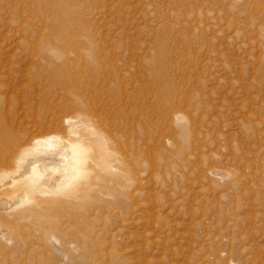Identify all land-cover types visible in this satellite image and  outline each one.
<instances>
[{"label": "rangeland", "instance_id": "1", "mask_svg": "<svg viewBox=\"0 0 264 264\" xmlns=\"http://www.w3.org/2000/svg\"><path fill=\"white\" fill-rule=\"evenodd\" d=\"M60 1L0 0L3 126L11 125L16 132L23 129L29 132L40 126L39 135L54 132L61 139L63 136L69 139L65 123L59 127L52 125L44 132L43 125L49 121L46 118L73 116L82 123L75 127L79 131L84 125L92 130L98 124L102 129L115 131L114 123L120 118L114 115H118L119 108L120 116H125V121L124 118L121 121L126 125L122 127L128 164L132 167L139 160L130 168L132 171L139 167L130 171L132 176L129 173L127 177L114 164L111 172L120 173V178L99 177V166L93 165L86 172L88 177L78 179L81 182L91 177V185L78 192L79 198L70 203L69 209L86 212L91 223H83L81 231L93 233L88 239L77 237L82 240L77 251L76 245L74 251L67 243L62 252L66 250L76 259L79 256L80 264H264V143L256 145L244 138V132L248 131L242 130V114L249 113V101L256 93H245L252 79L251 69L245 74L244 84L238 80L237 61L245 60L248 50H240L241 42L234 27L225 31L222 13L225 0ZM60 4L67 8L66 14ZM55 19L66 22L64 33L55 27ZM189 37L196 40L187 42ZM226 48L230 49L227 57L236 68L230 71L225 68ZM94 49L93 59L101 53L106 55L102 58V70L90 63L89 55ZM59 50L65 51L62 57L55 54ZM158 53L162 54L163 62L152 68L149 58ZM59 61L65 63L57 73ZM37 73L39 77L30 80ZM9 96L13 99L11 104L6 102ZM161 105L166 110L164 114L161 111L164 116L160 115ZM194 106L198 111L193 110ZM185 109L190 114L195 112L194 126L199 131L193 129L192 138L194 134L197 137L193 140L194 149L185 150L187 153L182 157L175 156V136L171 132L179 130L177 125ZM131 119L133 122L128 126ZM131 139L137 140L139 146L136 142L132 144ZM132 146L139 147L138 154ZM140 153L149 161L146 158L143 164V159L140 161L136 156ZM150 163L156 168L153 172ZM216 165L228 168L230 175L220 179L203 172ZM147 166L151 173H147ZM164 167L169 170L160 172ZM166 173L174 179L165 178ZM123 195L127 199L126 215L118 203ZM26 206L23 204L19 210ZM118 218L125 224L124 229L111 243L99 240V249L90 255L84 248L86 243L98 241L96 236L104 226L113 224V232L109 233L120 229ZM15 226L19 234L17 246L3 245L0 239V264H61V254L42 241L37 226L24 229ZM4 235L11 236L10 231H4Z\"/></svg>", "mask_w": 264, "mask_h": 264}, {"label": "bare ground", "instance_id": "2", "mask_svg": "<svg viewBox=\"0 0 264 264\" xmlns=\"http://www.w3.org/2000/svg\"><path fill=\"white\" fill-rule=\"evenodd\" d=\"M225 1H228L229 3L226 5ZM225 1L223 4V11H222V13L224 15V19H225V22H224L225 31L227 32V30L234 27V29L236 30L234 32V34L236 33V35L238 36V38L240 39V42H241L240 50H242V49L248 50V54L246 53L247 55L245 57V60L239 59L237 61V66H238V73L237 74L239 75L238 80L240 81L241 84L243 82H245L244 81L246 78L245 74H246L248 69H251L252 79L249 80V85L246 84V85H248V88L246 87V85L244 86V87H246L245 93L246 94H248L249 92H251V93L253 92V94L256 93V96H252L251 99L249 98L250 99L249 104H248L250 106L249 107L250 108L249 113L246 112V113H248L246 115L242 114L243 119H241V121L243 120L242 126L244 127L242 130L244 131V129H245L248 131V132H244L245 137L244 136H242V137L247 139V140H245L246 142L248 141V143H249V141H250L251 143L254 142L256 145H258V143H261V144L264 143V138H263L264 137V0H225ZM60 6L63 7L64 13L65 12L67 13L68 10L65 7V5L60 4ZM65 19H66V17L64 18V21H65ZM69 19H71V18H69ZM69 19H67V20H69ZM60 20H56V19L54 20V22L56 23L55 27L61 33H64L66 30V26H65L66 22H64V21L62 22ZM69 22H70V20H69ZM72 29H74V28L72 27ZM254 37H256L257 39H254ZM232 38L233 37H230L228 39H232ZM190 40L194 41L196 39L189 37V40L187 42H191ZM90 41L92 43L94 42L93 39H90ZM187 42H186V44H187ZM197 43L200 44V41ZM191 44L192 43H190V45ZM194 44H195V42L193 43V45ZM235 46H237V45H235ZM189 47H191L189 49H192V46H189ZM189 49H186V50H189ZM226 49H227V51H226L227 53H226V59H225V68L228 69V71H230L232 68H234V69H236V68L233 67L234 64H232V61L229 60L230 58L227 57L228 54L229 55L231 54L230 49H228V48H226ZM163 50H165V47ZM186 50L183 53H185ZM56 52L57 53H55V54H58V55L59 54L60 55L65 54V51H62V50H59ZM95 53H96L95 49L91 50V55H89L90 63L93 62L92 66L94 68H98L100 66V68L102 70L103 69L102 58L106 57V55L104 53H101L102 55L95 60V58L93 59V57H92ZM163 53L166 54V52H164V51H163ZM186 54H188V52ZM58 55H56V57L61 59L62 55H61V57L60 56L58 57ZM64 58L65 57H63V59ZM50 59L52 60V58H50ZM61 61H59L58 62L59 64H57L59 66L58 69L56 68L57 71H55L57 73H58V70L62 69V67H63L62 64L65 63V62L60 63ZM162 62H163V57H162L161 53L155 54L151 58H149V64H150V67H152V68L153 67L155 68L158 65L160 66V64H162ZM37 66H39V65H37ZM38 77H39L38 73H37V75L32 74L31 75L32 79H30V80H35ZM160 78L161 77H159V79ZM228 79H230V78H228ZM159 82H163V81L159 80ZM227 82H228V80H227ZM13 83H15V82H13ZM241 87H243V86H241ZM174 95H175V93H174ZM115 96H113V98H116ZM119 97H121V96H119ZM245 97H247V96H245ZM7 98H8V100H6V102L8 101L9 104L13 103L12 102L13 99H11L10 96ZM159 99H158V102H159ZM2 101H3V99H2ZM120 101L121 100L119 99V102ZM113 102H117V101H115V99H114ZM245 102H247V101H245ZM256 102H260V103L258 105H255ZM193 103L195 105V102H193ZM136 104H139V103H136ZM163 105H165V103ZM163 105H161L159 107V110H160V113L162 111V113L164 114L166 110L164 107H162ZM61 106H62V104H61ZM166 106L168 107V105H166ZM198 106H199V103H198ZM198 106H197V108H198ZM135 108H137V107H135ZM170 108H173V107H170ZM194 108H196V107L195 106L193 107V110H195V112L198 111ZM166 109H168V108H166ZM199 109H200V107H199ZM55 110L57 111V109H55ZM169 110H171V109H169ZM87 112H88V110H87ZM92 112H93V109H92L91 113ZM118 112H119L118 115H114V116H116V118H120L119 122H115V120H114V122H115L114 123V125H115L114 130L115 131H110L111 129L110 130L102 129L100 126L101 124H98V122H96V123L94 122L95 125L96 124H98V125L95 128L92 127L93 128L92 130H90L87 125L86 126L84 125L83 128L81 129V131H79L75 127L76 126L78 127L82 123H80L81 121L75 119L73 116H65L63 119L61 118L62 116L61 117L57 116L56 120L54 118L55 115H54V117H51L50 119L46 118L49 121H48L47 125L46 124L43 125L44 132L47 131V129H49V127L52 125L54 126L55 124H58L57 127H59V126H62L61 124L65 123L67 125V127H66L67 131H68L67 134L69 133L71 136L69 139H64V136H63V139H61L60 137H62V136L60 135V137H59L57 134L54 135V132H53V134L48 133L47 135H39L40 130H41L40 128H42L40 126H37L35 129H34V127H32L34 130H32V128H31V131H29V132L24 131V129H23V131L20 130V132H16V131H14L15 129L13 130V128H10L11 125L3 126V122L1 121L2 120L1 114H3V113L0 112V239L1 238L3 239V245L4 244H11L12 245L11 247L17 246L16 244L18 243L17 240L19 238V236H18L19 234L17 232V228L15 225H19V226L23 227V229H24V227H27V226H37L38 227L37 231L40 232V237L43 239L42 241H45V243H47L49 246H51L53 248V250H55L61 254V256H62L61 264H80L79 256H78L79 259L78 258L76 259V257L74 258V256L71 257L70 253L69 252L67 253L66 250L62 252V248H64V245L67 243L72 245V246H70L72 248L75 247L74 245H76L75 249L79 248L80 244H78V243H80L82 240L86 239L87 236H89L93 233L91 231L90 234H88V233L86 234V233H83L81 231V229H82L81 225H83V223H87V224L91 223V220L89 219L87 213L69 209L71 207L70 203L72 201H74L75 199L79 198L78 192L83 191L86 186L91 185V182H90L91 177L85 178L81 182H78V179L80 177L84 178L86 176L87 170L91 169L93 167V165H96V167L99 166V170H100V176L99 177H105L106 178V177L112 176L115 180H117V178H120V173L111 172V169L114 167V164L117 166L118 170H121L128 177V175H129L132 167L134 166V164H136L139 161L138 160V161H136V163L131 164V165H133L132 167H130L129 166L130 164H128L127 155L125 153V151H126L125 149L127 147V140L123 137V135L125 133L124 132L125 128L122 127V125L124 124L123 122L125 121V116H120L119 108H118ZM195 112H193V114H195ZM31 113H33V112H31ZM54 113H55V111H54ZM94 113L97 114V112H95V111H94ZM130 113H128V114H130ZM162 113L160 115H163ZM170 113H171V111H170ZM100 114L101 113H99V116H100ZM193 114H190L186 109L182 110L181 115L183 116V118H182L180 124L177 125L179 127V130L173 129V131H172L173 133L171 132L172 136L173 135L175 136V139H174V137H172V141L174 139L175 145H176V148L174 147L175 149H173V150L178 151L177 153L175 151V154H177L175 156H179L178 154H180L182 157H184V153H187V152H185V150L188 151L190 149H194L193 140H195L197 137L194 134L195 137L192 138V133L194 132V130L196 132L199 130L196 129L198 127L194 126V119H196V118L193 117ZM92 115H93V113H92ZM127 116H129V115H127ZM94 117H95V115H94ZM104 117L106 119H108L107 115L106 116L104 115ZM43 118H45V117H43ZM123 118H124V121H121ZM130 118H131V115H130ZM166 118H168V117H166ZM4 119H7V117ZM100 120L102 121V119H100ZM132 120L133 119L130 120L128 126H130V123ZM128 121H127V124H128ZM5 122H7V121H5ZM21 122H23V121H21ZM109 122L112 123V121H109ZM10 124H11V122H10ZM131 125H135V124L132 123ZM140 126H142V125H140ZM260 127L263 128L262 131H259V129H258ZM109 128H111V127H109ZM145 128L146 127H144V129ZM38 129H40V130H38ZM144 129H142V130H144ZM142 130H141V132H142ZM146 132H147V129H146ZM134 133H137V132L133 131V134ZM42 134H44V133H42ZM62 135H65V134L62 133ZM128 135H130V134H128ZM128 135H127V137L130 138ZM141 135L143 138L144 137L143 134H141ZM135 136L136 135L133 136L134 140H135ZM142 138L140 137L139 139H142ZM131 141H132V144H134L137 140L133 141L131 139ZM142 142H144V138H143ZM138 143H137V145H138ZM134 148L135 147H133V150H136V154H138L137 152H138L139 147L135 148V149ZM141 149L142 148H140V150ZM144 149H146V148L144 147ZM141 153L146 154V153H144V151ZM136 154H134V155H136ZM130 155L133 156V152ZM130 155H129V157H130ZM150 155H148V156H150ZM136 156H139L138 159L140 158L141 159L140 161H142V159H143V164L145 163L144 159L148 158L147 156H145V158H144L142 156V154L136 155ZM96 157L99 159V162L95 159ZM179 159H181V158H179ZM147 160L149 161V158ZM148 161H147V163H148ZM152 162H153V160H152ZM154 163H155V161H154ZM154 163L153 164L150 163L151 165L149 164L152 172L154 171V169H156L155 167H151L152 165H154ZM146 165H148V164H146ZM183 166L186 167V164L184 163ZM166 167H168V165ZM166 167H164V169L161 170L160 172H164ZM210 167H212V166H210ZM217 167L218 166L216 165V168H215V166L213 168H209V169L207 168L209 171L206 169L207 171L204 170L203 172H205V173L208 172V173H210V175L212 174L214 177L220 178V179L227 178L230 175V170H227L228 168H226V170H225L224 168L220 169V167L219 168H217ZM166 169H168V168H166ZM136 170H139V167ZM136 170L133 169L132 171L134 172ZM168 170H167V172H168ZM132 171H131V173H132ZM146 171H148L147 173H149V172L151 173V171L149 170V167H148V170H146ZM176 171H178V170H176ZM170 172H171V170H170ZM198 172H200V170ZM131 173H130V175H131ZM12 174H14V175L12 176ZM174 174L175 173H173L172 175L174 176ZM140 175H142V174H140ZM203 176L205 177V175H203ZM86 177H88V176H86ZM138 177H136V178H138ZM164 177L167 179H170V177L167 173L164 174ZM172 178L174 179V177H171L170 180H172ZM161 180H162V178H161ZM235 180H236V178H235ZM132 182H133V180H132ZM106 183L108 184L109 182L106 181ZM237 183L239 184V182H237ZM238 184L236 185V187L238 186ZM112 186H113V184H112ZM228 186H230V185H228ZM117 191H119V190H117ZM57 194H59V195H57ZM125 195H127V193ZM117 200H120V197H118ZM120 201H121V203L118 202L119 204H121L120 210H122L126 215V213L128 212L127 211L128 207H127V202H126L127 199L124 196L123 198H121ZM23 204H27V206L24 209L19 210ZM105 204H106V202H105ZM112 205L116 206L114 203H112ZM109 206H111V205H109ZM112 208H114V207H112ZM94 215H96V214H94ZM117 216H118V214H117ZM118 221H119V218H118ZM109 222H110V220H109ZM121 222H122V220H121ZM121 222H120V224H121L120 229H118V230L115 229L114 233H109L114 229L113 224H111L112 223V221H111L109 223L111 225L104 226L102 228L101 232H99L97 230L99 232L96 236V238H98L97 239L98 241H96V240L88 241L86 243V245L83 243L85 245V246L83 245L84 248L89 250L90 255H92L93 253H95L99 249L98 244H97V242H99V240H102L103 242H105V240H108L107 241L108 243H111L114 241L115 237L119 235V231L123 230L125 227V224L122 225ZM123 222H124V218H123ZM118 225H119V223H118ZM116 226H117V224H116ZM4 228H6V230ZM48 228H53V229H55V231L54 230H47ZM65 229H67V230H65ZM8 230L10 231L11 236L4 235V231H8ZM69 230H72V231H69ZM79 233H81V234L78 235ZM77 237L79 239H82V240H78ZM93 238H94V236L92 237V239ZM96 238H94V239H96ZM1 241L2 240H0V243H1ZM13 241H14V243H12ZM72 250H74V248ZM83 250H85V249H83ZM76 251H77V249H76ZM13 253H15V252H13ZM80 255H82V254H80ZM107 255L113 257V254L111 253V251H107ZM87 256H89V255H87ZM87 256H86V258H87Z\"/></svg>", "mask_w": 264, "mask_h": 264}]
</instances>
